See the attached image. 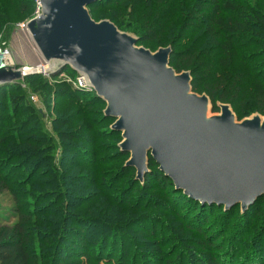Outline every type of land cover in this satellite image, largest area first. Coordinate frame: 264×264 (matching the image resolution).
<instances>
[{"label":"trees","instance_id":"1","mask_svg":"<svg viewBox=\"0 0 264 264\" xmlns=\"http://www.w3.org/2000/svg\"><path fill=\"white\" fill-rule=\"evenodd\" d=\"M117 1L119 0H100L88 6V9L92 15L102 5ZM142 1L134 0L133 7L140 5ZM167 1L169 0H147L144 4L151 9L155 3L163 4ZM184 3L180 2L178 11L183 10ZM2 4L0 0V21L4 19ZM188 10L189 17L195 13H202L200 16L196 14L197 18L201 19L204 15L205 34L216 54L211 59L212 63H208L193 52L184 57L186 54L178 52L177 47L172 45L170 65L178 73L184 70L191 72L193 91L205 93L210 97L213 113L220 111L219 103H222L230 104L240 119L252 112L264 116V67L260 68L256 62L259 59L257 56L259 52L260 57L264 56V0L259 3H253L252 0H192ZM112 21L115 22V19ZM147 40L139 37L137 44L143 43L146 47L154 49L155 46L148 45ZM172 43H176V40L174 39ZM259 45L258 49L252 50ZM179 55L184 57V60H180L177 57ZM199 70H202L201 73ZM62 74L67 75L68 85L60 93L68 101V105L66 110L53 120L61 152L71 151L79 154L80 148L76 146V142L86 140L88 145L95 146L90 160L92 167H96L98 163L112 162L109 158H115L116 154L118 158L130 154L119 149L117 144L114 146L109 142H97L100 139L98 135L122 141V133L112 129L111 124L115 119L103 113L106 102L90 88L74 84L79 74L72 67H61L51 72L50 76L59 78ZM7 89H11L9 92L13 91L8 96ZM5 99L14 109L17 105L27 103L28 95L18 83L0 84V111ZM91 106L98 108L94 109ZM24 108L33 113L35 111L28 104ZM97 118L110 124L96 130L89 137L84 136V133L95 130ZM26 121L25 119L19 124L17 121L14 128L5 127L4 114L0 113V193L10 191L18 212L14 224L0 225V264H81L80 258L83 256L89 264H127L131 244L128 243L126 230L119 227V224L110 222L111 220L106 222L105 219L91 216L87 209V212H80L72 208L77 203L75 200H79L78 206L83 208L93 201L91 198L84 200L91 193L89 190L91 188L82 185V181L88 180L94 170L88 169V166L83 162L79 163V160H68L62 153L57 157L52 140L45 134L28 130ZM111 151L113 153L109 154V158L103 156ZM148 159L149 172L143 184L134 178L126 181L128 189L134 190L133 194L139 198L138 201L132 203L127 198L123 208L128 210L135 208L134 206L141 208L143 199L147 200V206L153 203L158 210L169 211L173 206L183 207V212L180 210L175 212L181 225L173 228L170 220L169 223L173 230L179 232L184 229L193 230L200 237L192 244L183 245L184 256L190 261L189 264H264L263 246L260 245L258 256L254 255L251 259L240 258L236 247L237 232L242 225L248 226L247 218L250 215L258 214L261 206H264V196L259 197L246 213L241 214L239 220L230 226L227 217L240 205L224 211L225 217L221 228H218L217 222L209 221L210 214L212 210H224V206L202 204L184 194L182 190H176L173 180L160 170L151 154ZM12 167L16 168V177L13 176L15 172ZM125 169L131 170L134 167L127 166L119 172L114 169L110 171L115 174L114 178H117ZM102 177H98L99 186L102 187L98 198L102 197L106 202L109 197H105V193L111 195L106 190L110 188L108 184L113 185L116 182L112 179L107 181ZM154 183L157 184L156 188H153ZM73 187L82 195L76 194L77 196L73 195L70 198L69 188ZM120 188L125 189L122 185L114 191L118 194L124 193L125 190L120 191ZM151 190L155 192L152 193ZM40 202L45 204L42 205ZM134 210L137 212L139 209ZM95 213L94 211L93 214ZM155 219L157 222L154 219L148 220V225L140 220V229L133 233L136 237L144 239L142 243L148 244L152 241L154 245L155 240H159V243L168 245L171 239H174V236L168 238L171 229L168 231L169 226L163 224L162 218ZM99 221L107 225L104 226L106 231L100 240L95 239L98 229L96 224ZM223 227L224 231L229 227L235 236L231 247L227 249L222 242L218 243L224 238L221 232ZM218 249L225 251L227 257L223 260L219 259ZM80 250L84 252L80 253ZM112 253L113 257L110 258ZM117 253L119 262L115 263L113 258ZM150 253L151 255L145 254L142 258L143 264H175L179 261L172 260L171 254L162 246ZM258 258L262 259L256 262ZM131 264H138V260H133Z\"/></svg>","mask_w":264,"mask_h":264},{"label":"water","instance_id":"2","mask_svg":"<svg viewBox=\"0 0 264 264\" xmlns=\"http://www.w3.org/2000/svg\"><path fill=\"white\" fill-rule=\"evenodd\" d=\"M98 1L38 0L40 13L27 27L44 72L70 66L106 102L138 180L151 154L176 190L246 211L264 196V117L238 121L229 104L211 115V99L193 91L191 72L170 65L172 48L152 52L113 22L95 21L88 6ZM20 77L0 58V83Z\"/></svg>","mask_w":264,"mask_h":264},{"label":"rangeland","instance_id":"3","mask_svg":"<svg viewBox=\"0 0 264 264\" xmlns=\"http://www.w3.org/2000/svg\"><path fill=\"white\" fill-rule=\"evenodd\" d=\"M146 1L147 0H143L142 3L136 7H133L134 0H119L114 3H107L97 8L91 16L97 22L109 20L113 22L119 30L129 33L137 38H147L148 45L155 46L154 49H151L146 47L143 43H139L137 44L138 47H144L152 52H156L160 48H172L173 45L177 47L178 52H184V54H186L184 57L193 52L201 56L204 61L212 63L211 59L216 54V50L211 46L210 40L205 34L204 15H202L201 19L197 18V13L191 17L187 15V12L189 11L188 8L191 5L192 0H169L163 4L155 3L151 9H148L144 4ZM181 1L185 2V7H183L182 11H178ZM260 1L261 0H252L253 3H259ZM2 3L4 19L0 21V58L5 66H10L15 71H20L21 77L12 82H4L0 84L18 83L21 89L28 95L27 103L20 106L17 105L14 109L10 107L12 105H9L7 99L3 101L4 104L0 113L4 114V126L13 127L14 125H17V121L19 124L21 121L26 119L28 130L32 129L37 133L45 134L50 140H52L55 148L54 152L57 157L62 153V156H65L68 160H79V163L83 162L85 166H88V169L92 168V170H94V173L88 180L84 179V181H82V185H87L91 188L89 189L91 190V193H89L84 200H89L91 198L90 200L93 201L88 203L86 207L83 208L78 206L80 204L78 203L79 200H75L77 203L72 208L80 212L88 211L91 213V216L94 215L101 219H105L106 222L107 220H111L110 222L119 224V227L126 230V233H128L127 236L129 237L128 243L131 244L127 264H131V262L135 259L138 260V264H143L142 258L145 257V254L151 255L150 252H155L159 246L166 248V250L171 254L172 260L176 261V259H179V261L175 264H189L190 261H188L184 256L185 251L183 245L192 244L200 237L193 230L184 229L180 232L173 230L170 228L169 223L170 220L173 228H177L181 225V221L178 219L175 212L176 210L183 212V207L180 206L181 208H179L177 206H173L169 211H165L164 209L158 210L153 203L147 206V200L143 199L141 208H138V206H134L135 208L130 210L123 208V204H126L127 198H129L132 203H136L139 199L135 197V194H133L134 190L132 188L128 189L126 182L131 178L137 179V170L136 168L131 170L125 169L124 173L119 175L117 178H114L115 174H113L110 170L114 169L119 172L123 170V168L127 167L130 154L120 158H118L116 154V157L114 156L115 158H109V154H112L113 152H108L103 156L109 158L110 161L112 159V162L108 164L98 163L96 167H92L90 165V160L92 159V152L95 150V146L88 145L86 140L77 141L78 143L75 141L76 146H79L80 148L79 154L71 151L61 152V146L58 135L54 130L53 120L55 117L61 115L67 108L68 101L64 99L60 92L68 85V78L66 74H62L61 77L56 78L44 72L43 66L45 63L41 54L34 45L30 30L27 27L30 20L35 18L40 12V4L38 0H2ZM201 14L197 15L200 16ZM112 19H115V22L112 21ZM174 39L176 40V43H172ZM259 47L260 45L252 50H256ZM257 56H259V59H257L256 62L259 63L260 68H263L264 56L260 57L261 52H259ZM177 57H179L180 60H184V57L180 55ZM185 71L189 70H184L182 72ZM201 71L202 70H199V73H201ZM9 90L11 89H7V96L10 92H13H9ZM71 92L72 91H70V93ZM27 104L33 107L35 110L34 113L24 108ZM220 104L222 103H219V105ZM91 107H94V109L98 108L96 106ZM105 108L103 109V113ZM232 110L234 111L233 108ZM219 113L220 111L217 113L210 112L211 115ZM257 114L259 113L252 112L242 119H240L238 115H236V117L238 121H241ZM261 116L264 117L263 115ZM97 120L98 123L96 124L95 130L91 133H84V136L89 137L94 134L96 130L102 129L106 125L110 124L108 122H102L99 118H97ZM112 125L113 123L111 124V127ZM98 136L100 137V139L97 140L98 143L109 142L114 146L117 144L120 149V143L122 142L121 139H112L109 137H102L101 135ZM85 158L89 160H86ZM7 170H9V168ZM12 170L15 172L16 168L12 167ZM105 170H107V172H105ZM13 176H17L16 172L13 173ZM98 177H102L106 180L112 179V181L116 182L113 185L108 184V187L110 188L106 190L107 192H110L111 195L105 193L104 196L109 197L106 202L102 200V197L98 198L100 194L99 192L102 188L99 186L100 183ZM138 181L140 184H143V181ZM91 183L92 185H89ZM122 185H124L125 189L120 188V191L125 190L124 193H116L114 190ZM156 186L157 184L154 183L153 188H156ZM104 190L105 187L103 188V191ZM69 192L70 198L76 194L82 195L80 191H76L75 187L69 188ZM150 192L154 193L155 191L151 190ZM114 196H116V198ZM109 200H111V202ZM40 204L44 205L45 202H40ZM109 205L110 208H108ZM134 209L139 210L136 212ZM226 210L227 209L225 208L224 210H212L209 221L214 220V222H217L218 228H221V224L225 217L223 216V212ZM94 211L96 212L95 214H93ZM246 211H243L241 205L240 207L235 208L234 212L227 217V219L230 220L229 226L235 223L236 220L238 221L241 214L246 213ZM255 214L256 213H253L247 218L248 226L243 227L242 225L240 227V231L237 232L238 241L236 242V247L237 250H239L240 258L251 259L254 255L258 256L257 252L260 245L264 248V206H261L257 215ZM17 217V207L12 194L10 191L1 192L0 225L14 224L17 221ZM155 217H157V220L162 218L163 224L169 226L168 231L171 229V234L168 238L174 236V239H171L168 245L159 243V240H155L154 245L152 241L148 244L142 243L144 239L136 237L133 233L135 230L140 229V220L144 221L143 224H147L148 220L154 219L156 221ZM137 222L139 223L136 225ZM96 225L98 226V229L95 239L100 240L104 234L103 232L106 231L105 227H107V225L101 223L100 221ZM133 225L136 226L133 227ZM224 230L225 227H223L221 231L224 234V238H222L218 243L222 242L224 248L227 249L231 247L232 242L235 240V236H233V231H230L229 227L226 231ZM193 247H195V245ZM218 251L220 254L219 259L223 260L224 257H227L225 256V251H220L219 249ZM77 252H79V249H77ZM81 252H84V250H80V253ZM112 257L113 253L110 255V258ZM118 258L119 253L115 254V257L113 258V260L116 261L115 263L119 262ZM260 259L262 258H258L256 262ZM80 262L81 264H89L85 256L80 258Z\"/></svg>","mask_w":264,"mask_h":264},{"label":"built area","instance_id":"4","mask_svg":"<svg viewBox=\"0 0 264 264\" xmlns=\"http://www.w3.org/2000/svg\"><path fill=\"white\" fill-rule=\"evenodd\" d=\"M39 9H40V8H39ZM39 13H40V12H39ZM39 13H38V15H39ZM74 84H75V85L78 84V86H80V87L90 88L91 90H93L91 86H89V85L86 84L84 77H82V76H80V75H79V77L77 78V82L74 83Z\"/></svg>","mask_w":264,"mask_h":264},{"label":"bare ground","instance_id":"5","mask_svg":"<svg viewBox=\"0 0 264 264\" xmlns=\"http://www.w3.org/2000/svg\"><path fill=\"white\" fill-rule=\"evenodd\" d=\"M43 68H46L45 66H43Z\"/></svg>","mask_w":264,"mask_h":264}]
</instances>
